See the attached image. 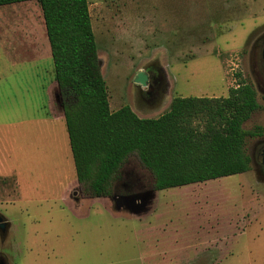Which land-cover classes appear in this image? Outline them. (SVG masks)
<instances>
[{
	"label": "rangeland",
	"instance_id": "rangeland-1",
	"mask_svg": "<svg viewBox=\"0 0 264 264\" xmlns=\"http://www.w3.org/2000/svg\"><path fill=\"white\" fill-rule=\"evenodd\" d=\"M88 8L111 111L128 105L139 118L155 119L172 98H226L244 80L260 108L243 128L263 134L246 140L247 173L155 193L152 173L129 156L112 193L129 182L153 194L138 215L119 209L115 196L79 198L55 86L49 100L55 80L41 9L36 2L0 7L5 264H264V0H88ZM149 68L166 77L153 103L133 82ZM215 215L223 220L218 238L191 234ZM169 224L184 233L170 234Z\"/></svg>",
	"mask_w": 264,
	"mask_h": 264
},
{
	"label": "trees",
	"instance_id": "trees-1",
	"mask_svg": "<svg viewBox=\"0 0 264 264\" xmlns=\"http://www.w3.org/2000/svg\"><path fill=\"white\" fill-rule=\"evenodd\" d=\"M30 1L42 12L83 198L111 197L122 165L133 154L152 173L155 191L250 170L246 140L263 134L260 127L243 128L260 108L251 84L240 80L226 98H172L155 119L139 118L128 105L111 111L88 0H0V7Z\"/></svg>",
	"mask_w": 264,
	"mask_h": 264
},
{
	"label": "flooded vegetation",
	"instance_id": "flooded-vegetation-1",
	"mask_svg": "<svg viewBox=\"0 0 264 264\" xmlns=\"http://www.w3.org/2000/svg\"><path fill=\"white\" fill-rule=\"evenodd\" d=\"M263 44H264V40L261 41V43L259 44L260 45L259 58L261 62V70H262V76H263V82H264V66H263V58H262ZM143 73L146 75L145 86L141 84H138V85L142 86L144 88V91L142 92L140 87L137 86L139 90L138 93L144 102L153 103L159 97V91L161 90L166 77H165V74L160 69H157V68H149L147 71ZM134 79H133V82H134ZM258 158H259L258 165L260 168V172L264 173V144L260 148V151L258 153ZM134 187H135L134 184L128 182V184H124L122 186V188H124L123 193L117 194V195L112 193V196H115L114 198L121 197V196H128V195L141 197L149 193L148 191L146 192L133 191ZM115 204H116V201H115Z\"/></svg>",
	"mask_w": 264,
	"mask_h": 264
},
{
	"label": "water",
	"instance_id": "water-1",
	"mask_svg": "<svg viewBox=\"0 0 264 264\" xmlns=\"http://www.w3.org/2000/svg\"><path fill=\"white\" fill-rule=\"evenodd\" d=\"M262 58H263V66H264V44H263V48H262ZM98 66H99V69L101 72V63H100L99 59H98ZM145 81H146V75L143 72H139L134 79L135 84H141L144 86H145ZM57 91H58V89H57ZM57 101H59V103L61 104L59 91L57 94ZM153 192L155 193L157 191L154 190ZM152 195L153 194L147 193L146 195L141 196V197L123 196L120 198H115V200L118 203L119 209L125 208L129 212L138 215V214L146 211V208H147L148 204L150 203ZM108 198H113V197L111 196ZM8 231H9V223L6 221L5 217L2 214H0V240L1 241H3L6 238ZM0 264H5V260H4L3 256H1V255H0Z\"/></svg>",
	"mask_w": 264,
	"mask_h": 264
},
{
	"label": "crops",
	"instance_id": "crops-1",
	"mask_svg": "<svg viewBox=\"0 0 264 264\" xmlns=\"http://www.w3.org/2000/svg\"><path fill=\"white\" fill-rule=\"evenodd\" d=\"M30 2H35V1H30ZM24 3H27V2H24ZM54 86H55V88H57L56 82L52 81V83H51V85H50V87L48 89L49 100H50V97H51L52 88ZM62 117L64 118V116H62ZM76 183H77V180H76ZM199 184H201V183H199ZM77 185H78V183H77ZM193 185H195V184H193ZM188 186H191V185H188ZM185 187H187V186H185ZM157 192H159V191H157ZM77 197L85 199V198L82 197V194L77 195ZM87 200H89V199H87ZM92 200H94V199H92ZM95 200H97V199H95ZM215 216H217V218H216V220L214 222H207L206 221V222H202V223H195V227L190 229L191 234L198 235V236H200L199 238H203V237H206V236H212V238H215V239L218 238V236L221 235V231L224 230L222 228L223 220H221V218H219L218 215H215ZM169 229H170L169 230L170 234H183L184 233L183 232L184 230L183 229L179 230V228H178L177 231H174L173 228L170 226V224H169ZM203 239H206V238H203ZM207 239H209V238H207ZM215 239H211V240H215Z\"/></svg>",
	"mask_w": 264,
	"mask_h": 264
}]
</instances>
